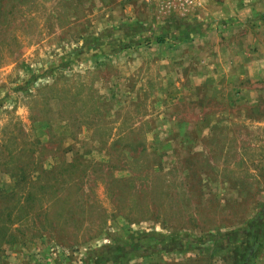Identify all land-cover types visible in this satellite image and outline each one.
<instances>
[{
	"label": "rangeland",
	"instance_id": "obj_1",
	"mask_svg": "<svg viewBox=\"0 0 264 264\" xmlns=\"http://www.w3.org/2000/svg\"><path fill=\"white\" fill-rule=\"evenodd\" d=\"M199 2L0 0V264H264V16Z\"/></svg>",
	"mask_w": 264,
	"mask_h": 264
},
{
	"label": "trees",
	"instance_id": "obj_2",
	"mask_svg": "<svg viewBox=\"0 0 264 264\" xmlns=\"http://www.w3.org/2000/svg\"><path fill=\"white\" fill-rule=\"evenodd\" d=\"M12 8L13 7H9L10 10H12ZM9 9L5 12V15L2 19L3 21L9 14ZM156 42L161 43L162 39L158 38L156 39ZM38 171L39 175L43 172H47L45 170H41V168ZM36 178H30L31 180L29 181L22 179L9 191L0 193V244L3 243L5 237L8 236V231L11 227V224L27 217L28 212H21V210L24 208L25 204L34 202L35 197L31 188H33V182L38 181V178ZM27 187L29 188L28 190H26ZM9 198H12V200L9 206H6ZM255 257L256 255L254 254V249L252 247L245 252L243 260Z\"/></svg>",
	"mask_w": 264,
	"mask_h": 264
},
{
	"label": "crops",
	"instance_id": "obj_3",
	"mask_svg": "<svg viewBox=\"0 0 264 264\" xmlns=\"http://www.w3.org/2000/svg\"><path fill=\"white\" fill-rule=\"evenodd\" d=\"M199 1L200 0H198V2ZM209 1L212 5L209 6L208 10H204L203 13L204 15L207 14L208 17L214 20L232 16L239 18L243 24H248L250 19H252V21L256 19L257 22L264 16V0H222L221 3H216L213 0ZM202 2H199V5H203L205 0H202ZM239 27L240 28L227 27L226 30H230L231 33L236 36L243 34L245 31L249 32V34L254 33L250 28ZM241 30L242 33H240ZM241 39L243 41V38ZM233 46L234 50H237L238 52L243 49V44L240 45L239 42H234Z\"/></svg>",
	"mask_w": 264,
	"mask_h": 264
},
{
	"label": "built area",
	"instance_id": "obj_4",
	"mask_svg": "<svg viewBox=\"0 0 264 264\" xmlns=\"http://www.w3.org/2000/svg\"><path fill=\"white\" fill-rule=\"evenodd\" d=\"M171 1V0H169ZM175 1H178L180 4H182V6H185V5H194L198 2V0H175Z\"/></svg>",
	"mask_w": 264,
	"mask_h": 264
}]
</instances>
